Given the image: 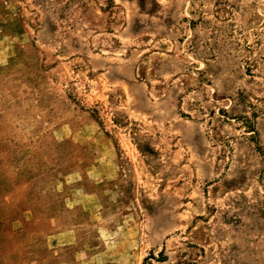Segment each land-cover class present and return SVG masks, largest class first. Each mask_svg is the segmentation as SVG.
<instances>
[{"label": "rangeland", "instance_id": "rangeland-1", "mask_svg": "<svg viewBox=\"0 0 264 264\" xmlns=\"http://www.w3.org/2000/svg\"><path fill=\"white\" fill-rule=\"evenodd\" d=\"M0 264H264V0H0Z\"/></svg>", "mask_w": 264, "mask_h": 264}]
</instances>
